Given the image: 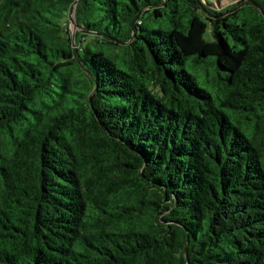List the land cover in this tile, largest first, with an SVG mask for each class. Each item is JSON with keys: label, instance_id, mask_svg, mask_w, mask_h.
<instances>
[{"label": "trees", "instance_id": "obj_1", "mask_svg": "<svg viewBox=\"0 0 264 264\" xmlns=\"http://www.w3.org/2000/svg\"><path fill=\"white\" fill-rule=\"evenodd\" d=\"M75 1L0 0V264H264V0Z\"/></svg>", "mask_w": 264, "mask_h": 264}, {"label": "rangeland", "instance_id": "obj_2", "mask_svg": "<svg viewBox=\"0 0 264 264\" xmlns=\"http://www.w3.org/2000/svg\"><path fill=\"white\" fill-rule=\"evenodd\" d=\"M236 3H237V0H214L212 8L216 10L222 9V8L234 5ZM67 27L69 29L70 35H72V31L74 30V27L72 26V23L70 22V20H69ZM75 31L78 32L79 29H75ZM72 43H73V48H75L77 44L80 45V38L76 39L75 37L73 40V36H72ZM152 91L158 92L157 89H153V88H152Z\"/></svg>", "mask_w": 264, "mask_h": 264}, {"label": "water", "instance_id": "obj_3", "mask_svg": "<svg viewBox=\"0 0 264 264\" xmlns=\"http://www.w3.org/2000/svg\"><path fill=\"white\" fill-rule=\"evenodd\" d=\"M79 2V0H76L74 5H72V7L70 8V13H69V20L72 23V26L74 27V30L72 31V35L73 36V40L75 38V29H79L75 20V7L77 5V3ZM80 30V29H79Z\"/></svg>", "mask_w": 264, "mask_h": 264}]
</instances>
